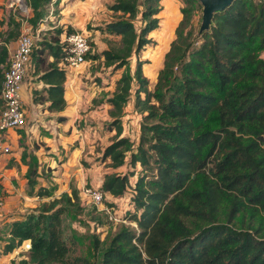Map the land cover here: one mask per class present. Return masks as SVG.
<instances>
[{"label":"trees","instance_id":"1","mask_svg":"<svg viewBox=\"0 0 264 264\" xmlns=\"http://www.w3.org/2000/svg\"><path fill=\"white\" fill-rule=\"evenodd\" d=\"M51 1L27 0V22L36 27ZM180 1L182 17L152 91L143 72L146 59L139 53L153 42L160 0H114L109 9L115 18L96 27L118 39L105 36L107 47L94 58L102 56L106 67L122 68L105 98L114 134L101 158L110 159L111 170L103 172L96 188L103 198L106 193L122 197L130 188L133 211L128 207L121 216L136 223L120 221L104 238L94 235L99 264H264V0H233L215 11L209 27L198 29V43L190 24L201 3ZM5 25L0 31V92L8 44L20 34L13 14ZM72 31V26L59 27L31 52L29 74L46 84V95L34 99L49 100V110L66 104L61 34ZM132 96L142 113L136 141L123 123ZM127 152L131 166L153 162L155 173H140L132 183L134 171L115 172L126 163ZM30 158L26 176L33 187L37 158ZM51 192L39 187L36 194ZM80 203L79 189L71 183L69 191L41 210L12 221L7 248L25 240L30 248L11 264H92L72 256L66 243L74 237L65 235L64 216L82 210Z\"/></svg>","mask_w":264,"mask_h":264},{"label":"crops","instance_id":"2","mask_svg":"<svg viewBox=\"0 0 264 264\" xmlns=\"http://www.w3.org/2000/svg\"><path fill=\"white\" fill-rule=\"evenodd\" d=\"M83 1L85 0H60L58 22L62 24L61 26L66 27L67 24H70L74 30L86 29L85 22L88 19L84 13V8H88L83 5ZM82 5L83 7H81ZM1 13L2 11H0ZM54 16L52 14L49 18ZM53 26L55 25L51 27ZM87 32L90 31L87 30ZM95 32L97 29L92 33L91 39H97ZM103 36L110 38L111 34L104 33ZM16 40L9 42V51L15 47ZM96 44L97 52L107 47L105 40L98 41ZM92 52L94 51L92 50ZM147 58L149 57L147 56ZM48 59L52 60V56L49 55ZM97 59L103 63L102 56ZM95 60V58L86 59L80 69H65L64 97L66 104L62 110H49L47 108L49 100L34 99L35 95H46L44 90L46 84L37 78L38 75L29 74L23 83L22 102L25 111V123L9 130L6 140L10 144L11 151L0 159L1 180L5 188V204L0 209V264H11L13 260L21 258L23 251H25L18 244L13 248H7V245L10 242L12 221L24 218V216L18 215L20 206L18 207L14 203L20 193L14 191L25 190L29 185L26 172L29 168L31 155L37 158L36 163H34L36 182L31 188H55V185L43 176L44 173L65 175L64 191H69L72 183L79 189L80 193L81 187L84 186L85 182H88V178L89 182H97V186L90 184L93 187H99L102 184L104 170L98 178H94L90 174L92 167H83L82 160L92 162V159H87L86 155L88 153L92 155L95 145L102 142L99 132L91 130V127L95 129L96 126L98 128L101 125L102 128L104 127V120L112 119L109 114L111 105L106 102L105 98L111 95L114 90L115 81L113 84H108V80L105 79L102 85L95 84L96 81L93 79L98 71H93L89 67L91 62ZM104 67L106 66L103 64ZM158 70L156 69L154 73L157 74ZM104 76L107 77L108 75L104 74ZM125 115L130 116L134 113H124L123 118H127V120H123L124 124L132 121L131 117H125ZM106 132L108 136L114 134L111 129L106 130ZM23 152L26 153L25 156H23ZM93 175L95 176V173ZM130 193L128 191L122 197H115L110 193L107 196L118 205L126 206L125 200L129 199ZM36 196L38 195L36 194ZM22 208L24 209V207ZM6 224L7 229L5 230L4 225Z\"/></svg>","mask_w":264,"mask_h":264},{"label":"rangeland","instance_id":"3","mask_svg":"<svg viewBox=\"0 0 264 264\" xmlns=\"http://www.w3.org/2000/svg\"><path fill=\"white\" fill-rule=\"evenodd\" d=\"M114 0H85L83 1V5L87 6L88 9L84 8V13L87 16L86 22H85V28L84 30L79 29L80 31H83L85 34L88 35L90 39V43L92 44L90 53L87 54L86 59H92L94 58V53H97V44L98 41H104V37L102 32H100L97 29V32H95L97 39H91L93 36L92 33H94V30L98 25H103L107 20H111L115 18V13L109 9V4L112 3ZM86 2V3H85ZM60 0H52L49 4V13L48 16L44 17L41 22L38 23L36 27L32 26V30L35 33L36 29L41 27V30L39 31L38 36H36L35 43L38 45L41 44V41L52 39L56 34L55 30L61 27L62 24H59L58 22V13L60 10L59 7ZM65 4V2H64ZM25 5H27V0H0V11L2 13L0 14V19H5L9 16V14H13L16 17V20L20 22V30L23 28V26H27L29 23L27 22V17L30 14V9L27 5V10L25 9ZM83 5L81 7H83ZM182 5V2L180 0H160V9L158 13L156 14L157 17H159V26L157 29H155L153 32H151L150 37L153 39V42L147 44L142 51H140L139 56L142 59H146V62L143 65V71L144 74L148 77L149 83L148 87L152 91L154 89L155 82L157 80V74H155L156 69H160L163 65V59L164 54L169 48V44L171 40L175 37V27L177 26L179 20L182 17V13L180 12V7ZM80 7V8H81ZM54 14V17L49 18L50 15ZM5 20H3V23H0V31H3L5 28ZM202 20V4L200 6H197L194 10L192 17H191V29L193 30L192 38L195 40L194 43H198L197 39L200 38V36L197 34V31L199 29L200 23ZM52 25H55L51 27ZM71 26L70 24H67ZM137 25L139 26V22H137ZM189 27H187L185 30H187ZM89 30L90 32H87ZM108 37V36H106ZM113 40H117L118 36L111 35L110 37ZM92 50L94 52H92ZM261 55L264 56V49L261 52ZM147 56L149 58H147ZM96 60L91 62V65L89 66L90 69L93 71H98V74L95 76L93 81H96V85H102L103 81L106 79L108 80V84H113L114 81L120 76L122 68L120 69H113L112 66L104 67L103 63L95 58ZM132 66L131 70L133 71L134 66V57L132 58ZM83 64V63H82ZM82 64H80L77 68L80 69ZM104 74H107L108 76H104ZM90 80V79H89ZM134 83V82H133ZM94 84V85H95ZM101 94V93H100ZM141 96L144 97V92L141 93ZM134 98L133 96L130 97V100L127 102V104L124 107V113H134V115L126 116L125 117H131L132 121L126 122L125 126L128 129V132L130 133V137L136 141L137 137V131L138 126L140 125V120L142 119V113L140 110L136 109L134 106V100L131 99ZM153 101V99H152ZM0 107H2V100L0 98ZM126 109V110H125ZM136 111V112H135ZM124 115V114H123ZM123 120H127V118H123ZM151 120V119H150ZM104 127L97 128L91 127L93 131L99 132L100 137L102 138V142L95 145L94 153L87 154V159H92V162H89V160H82L83 167H89L92 169L90 170V174L94 178H98L100 176V173L102 171L111 170L110 166V159H102V151L104 147L110 143L111 139L113 138V135H109L105 131L109 130L108 128V122L110 120H104ZM103 123V121H102ZM95 124V123H94ZM137 132V133H136ZM105 133V136L103 134ZM108 136V137H107ZM147 144H145L146 146ZM103 147V148H102ZM94 162V163H93ZM145 167V168H144ZM142 165H135L134 167L129 164V154L127 152L126 154V163L123 164L121 167L115 168L114 171L117 173H130L131 171L135 172V175L130 176V180L133 183L135 179L137 178V175L140 173H146L149 176H152L155 173L154 164L153 162H150L149 165L146 166ZM50 172V170H49ZM95 173V176L93 175ZM43 175L47 180L51 181L53 185H55V188H49L51 189V195L50 196H36V191L38 188H31L30 185H27L25 190L19 191L16 190L14 192H19L16 200H14V203L16 206H20V213L18 214L20 217L25 216L27 213H30L32 211H39L43 208L42 205L48 204L52 199L59 197L60 194L64 191L63 185L66 183L65 175H62L61 173L57 175H53L52 173H44ZM99 180V179H98ZM88 182L84 183L83 187H93L94 185L97 186V182H89V178L87 180ZM92 183V185H90ZM36 187V186H35ZM80 191V199H81V207L82 210L75 211L76 214L64 216V228H65V235H71L73 234V237L71 239L67 240L68 250L69 253L73 256L81 255L87 258L92 264H99L100 263V257H101V251L96 250L94 247V235L96 237H99L100 239L104 238L106 235L114 231L118 224L121 222H114L112 219H110L105 211L104 207L105 205H114V209L116 210V215H124V210L128 209L130 211H133V206L131 208V205L129 204L128 200H125V205H118L114 201H112V198L108 197L106 193L104 195V198L100 202H93L91 200H88L84 198V194L82 193V189ZM131 189H127V192ZM30 196V197H29ZM128 202V203H127ZM21 207H24V209ZM16 209V208H15ZM18 209V208H17ZM126 211V210H125ZM4 229H7V224L4 225ZM26 253V251H23ZM22 252V253H23Z\"/></svg>","mask_w":264,"mask_h":264},{"label":"built area","instance_id":"4","mask_svg":"<svg viewBox=\"0 0 264 264\" xmlns=\"http://www.w3.org/2000/svg\"><path fill=\"white\" fill-rule=\"evenodd\" d=\"M27 10V5H25ZM41 27L34 33L32 26L28 24L23 26L17 37L15 47L9 51L7 65L3 70V80L1 84L0 98L2 107H0V159L11 151L10 144L6 140L9 130L20 127L25 123V111L22 102V86L29 75L31 65V52L35 46V39L38 36ZM62 42L65 43L66 54L60 61V65L65 69L77 68L86 59L87 53L91 49L89 37L83 31L74 30L70 33H62ZM84 198L93 202H100L103 199V192L96 187H83ZM5 204V188L1 180L0 173V209ZM106 215L114 222H129L135 225V221H129L116 215V210L105 205ZM27 251L30 248V242L25 240L20 245Z\"/></svg>","mask_w":264,"mask_h":264},{"label":"water","instance_id":"5","mask_svg":"<svg viewBox=\"0 0 264 264\" xmlns=\"http://www.w3.org/2000/svg\"><path fill=\"white\" fill-rule=\"evenodd\" d=\"M202 4V20L200 30L207 29L215 11L225 8L233 0H199Z\"/></svg>","mask_w":264,"mask_h":264}]
</instances>
